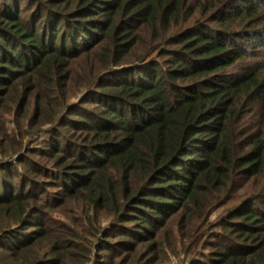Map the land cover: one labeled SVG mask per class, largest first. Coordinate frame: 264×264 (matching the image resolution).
<instances>
[{
	"label": "trees",
	"instance_id": "1",
	"mask_svg": "<svg viewBox=\"0 0 264 264\" xmlns=\"http://www.w3.org/2000/svg\"><path fill=\"white\" fill-rule=\"evenodd\" d=\"M41 1L0 10V89L60 91L45 144L0 159V264H64L55 185L125 226L110 256L170 226L208 264H264V0Z\"/></svg>",
	"mask_w": 264,
	"mask_h": 264
},
{
	"label": "rangeland",
	"instance_id": "2",
	"mask_svg": "<svg viewBox=\"0 0 264 264\" xmlns=\"http://www.w3.org/2000/svg\"><path fill=\"white\" fill-rule=\"evenodd\" d=\"M9 2L17 3L20 7V12L24 16L29 17V20H32V15L35 13L37 7L34 3L35 0H0V10L3 11V7ZM255 61L263 63L264 57H261V59L257 58ZM15 84H17L19 89L25 88L28 85L22 80L15 82ZM7 89L9 88L0 89V159L2 161H15L18 159V156L26 154L30 146H43L42 144H45V141L48 139L45 131L57 126L58 122L56 121L60 118V115H54L56 111L55 108L52 110L51 103L53 102L52 99L60 91L51 93L43 90L42 93L45 92L44 95L48 94L51 96L45 100L46 97L39 92V89H35L32 85L28 87L27 92L24 94L26 100L22 99L21 102H13L12 98L8 99L11 93L8 95L6 93ZM78 95L74 93L69 95L71 97L69 107L79 102ZM19 102L20 104H17ZM87 103L89 106L91 105V103ZM87 103L84 104L86 105ZM53 104L55 105L54 102ZM41 107L43 110L40 112L39 108ZM51 117L58 119L50 123L48 119ZM42 120L46 122L42 125V129L44 130L41 132V136L38 137L40 133L36 132L34 133L35 135L27 136L26 133L33 132ZM70 133H72V130H70ZM36 137L39 139L37 140ZM17 148L21 149V151H17L18 153L14 151ZM30 156L35 159L38 158L36 154H31ZM41 178L46 182L48 180L44 177ZM58 182L55 184L61 185L60 181ZM65 182L67 185H71L69 178H65ZM52 192L59 194L61 200L59 199L58 205L50 207V215L56 219L57 223L53 225L52 222H49L48 226H51L53 232L54 226L59 235L63 234L58 240L60 242V249H58L59 255L57 254L56 256L64 264H131L138 257L144 262L143 264H189L188 262L191 259H194L196 264H208L206 255L209 251L211 252L214 246L205 244L201 246L200 251L187 252V250H184L185 247L179 245L178 240L175 241L177 237L172 233L174 228L170 229V226L162 229L158 238L140 241L137 244L134 243L132 249L130 247L118 256H110L108 251H103L104 245L100 244L101 240L99 238L101 236L99 232L102 228L104 231V236L102 237L107 238L109 240L108 243L118 244L120 242H117V238L112 234L114 230L112 226H115L116 231L123 230L125 226L110 223L109 219L111 217L108 218L109 213L105 210H97L92 207L84 195L78 197L77 195H65L63 189L58 185L48 186L46 194H52ZM47 209L49 208L47 207ZM218 212L220 210L210 215L209 220L211 223L216 220ZM169 233H172V237L169 236ZM68 234H78L79 237L77 239H69ZM62 240L71 241L72 245L66 246V242ZM204 240H206V237ZM103 243L107 245V241Z\"/></svg>",
	"mask_w": 264,
	"mask_h": 264
}]
</instances>
